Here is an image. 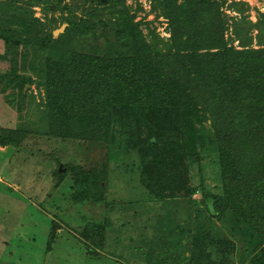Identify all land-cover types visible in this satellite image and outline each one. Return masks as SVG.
I'll use <instances>...</instances> for the list:
<instances>
[{"label": "trees", "instance_id": "16d2710c", "mask_svg": "<svg viewBox=\"0 0 264 264\" xmlns=\"http://www.w3.org/2000/svg\"><path fill=\"white\" fill-rule=\"evenodd\" d=\"M134 1L133 9L127 0H0V43L9 63L1 78L16 90L20 113L30 103L21 125L0 127V145L19 148L30 122L42 136L98 143L108 163L129 166L160 204L190 198L197 191L190 169L201 171L206 160L220 184L219 194L206 191L202 177L198 186L207 230L182 247L191 232L170 211L157 216L145 262L235 264L238 252V264H264V12L253 23L243 1L227 5L235 18L222 10L227 0H147L167 22L164 38L154 28L143 33ZM37 5L43 21L34 15ZM230 27L233 37H225ZM26 84L39 100L23 93ZM61 170L53 172L56 186L70 177L74 203L103 202L105 165ZM109 228L108 219L85 224L90 253L102 248Z\"/></svg>", "mask_w": 264, "mask_h": 264}, {"label": "rangeland", "instance_id": "374dc122", "mask_svg": "<svg viewBox=\"0 0 264 264\" xmlns=\"http://www.w3.org/2000/svg\"><path fill=\"white\" fill-rule=\"evenodd\" d=\"M230 1L247 3L249 9L244 15L253 23L257 21L258 12H264V0H227L222 10L228 17L239 18L227 7ZM64 2L70 3V0ZM126 3L133 9L136 6L134 0ZM138 3L142 11L137 12L136 21L145 23L141 26L143 33L147 32V27L154 28L160 36L167 38V22L162 17H155L147 0H138ZM33 11L35 17L45 20L41 5L33 7ZM58 14L55 13L56 18H59ZM50 17L49 13L47 19ZM229 19L228 25L231 26L232 20ZM62 26L65 30L67 24H61L54 31ZM231 27L225 37H233ZM256 33L253 30L250 36L254 39ZM234 45L237 46V42ZM253 46L256 47L255 40ZM7 73L9 63L3 56L0 43V127L14 129L24 121L19 117L23 116L30 103L27 99L22 113L17 110L18 101L13 98L16 90L7 85V79L1 78ZM23 93L32 94L39 100L33 85L26 84ZM37 126L31 122L24 124L30 132L19 148L0 145V264H148L143 254L150 246L147 240L154 235L150 227L159 221L157 216L167 211L172 213L174 222L191 232L190 236L184 234L181 237L182 247L189 243L192 235L207 230L209 216L198 186L202 177L206 191L220 193L216 166L204 160L199 171V166L194 165L189 172V183L197 187V191L190 198L160 204L148 198L129 166L116 167L114 163L107 162L104 146L42 136L37 133ZM65 164L85 170L100 169L105 165L103 202L74 203L70 199L72 189L68 176L56 186L53 172ZM105 219L109 220L110 228L102 248H95V252L90 253L89 244L81 234L84 226L88 222ZM213 221L217 229L227 234L222 222ZM50 238L52 242L48 248ZM94 240L98 241L96 237ZM238 255L236 252L235 264H238Z\"/></svg>", "mask_w": 264, "mask_h": 264}, {"label": "water", "instance_id": "95a60500", "mask_svg": "<svg viewBox=\"0 0 264 264\" xmlns=\"http://www.w3.org/2000/svg\"><path fill=\"white\" fill-rule=\"evenodd\" d=\"M103 1H105V0H103ZM64 27H65V26H62L59 30L54 31V32H53L54 37L57 36L59 33H62L63 30H64ZM1 142H2V140L0 139V143H1ZM59 168H61V166H60ZM60 170H61V169H60ZM60 170H59V171H60Z\"/></svg>", "mask_w": 264, "mask_h": 264}]
</instances>
